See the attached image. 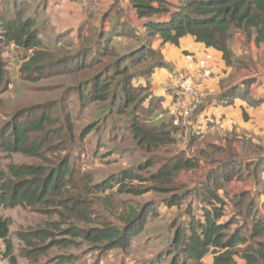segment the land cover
I'll return each mask as SVG.
<instances>
[{"label":"rangeland","instance_id":"rangeland-1","mask_svg":"<svg viewBox=\"0 0 264 264\" xmlns=\"http://www.w3.org/2000/svg\"><path fill=\"white\" fill-rule=\"evenodd\" d=\"M44 4V0H29L21 10L24 18L33 16L39 26L38 37L44 44L41 53L47 58L42 60L36 51L15 45L0 54L4 75L0 84V139L12 124L32 122L44 114L53 122L45 126L44 133L32 135L44 142L41 157L0 150V189L16 182L9 175L11 167L39 166L48 172L68 160L72 176L59 190L38 203L14 201L11 204L0 199V222L7 223L12 256L17 264H172L173 257L179 259L177 262L182 261L179 252L172 251L174 233L180 229L188 234L190 221L201 217V213L191 210L185 201L180 207L165 206L163 200L169 194L161 192V186L150 180L178 147L151 145L147 151L133 139L134 120L146 127H162L153 121L154 105L159 108L160 103L152 95L149 84L133 82L131 97L135 112L130 111L131 106L123 108L111 97L120 91L116 83L121 81V76L112 82L105 101L86 100L91 91L86 80L94 71L103 69L101 65L95 66V70H88L86 66L92 58L109 61L103 58L104 47L113 53L111 60L120 59L119 71L127 67L128 73L135 75L155 63L156 56L148 54L140 60L125 58L146 41L145 32L136 36L135 28L129 26L133 37L121 36L109 46L94 48L92 45V55L82 64L79 57L75 58L84 36L49 38L51 30L42 14ZM129 10L127 7L128 16ZM31 57H36V61L29 73L23 66ZM169 124L167 118L165 130L170 131ZM123 173L131 178L118 184L116 180ZM188 181L181 174L176 185ZM133 191L145 192L134 195ZM144 208L149 210L144 226L124 250H108L103 244H91L71 235L76 229L88 230L105 224L121 228L129 211L139 212ZM188 210L196 217H190ZM5 255V241L0 240V264H9Z\"/></svg>","mask_w":264,"mask_h":264},{"label":"trees","instance_id":"trees-1","mask_svg":"<svg viewBox=\"0 0 264 264\" xmlns=\"http://www.w3.org/2000/svg\"><path fill=\"white\" fill-rule=\"evenodd\" d=\"M24 2L26 4L29 0H0V54L4 52L5 48L15 45L25 50H34L38 56L42 57V60H45L47 56L41 53L44 44L38 37L39 26H36L33 16L32 18L23 17L21 7ZM129 2L135 10L137 18L146 20L143 28L147 39L138 49L131 51L125 58L140 60L144 54H148L156 56V61L140 73L132 75L128 73L127 67L119 71L117 68L118 64L121 63L120 59L111 60L110 58L114 57L113 53L104 47L103 58H109V61H98L96 58H92L86 66L88 70L97 65L103 67L100 71H94L86 80L87 86L91 87L86 100L91 102L105 101L112 82L116 77L121 76V81L116 83L120 91L114 92L111 97L114 100L117 99L115 101H119V104L124 106L123 108L131 106L130 111L135 112V105H132L131 97L133 92L132 80L139 76L148 78L155 69L167 66L160 53L151 48L152 39L156 36L163 44L168 43L173 46H178L183 37L190 36L196 43L220 52L227 66H236L237 64V60H235L230 49V42L235 33L241 32L249 38L254 35L255 44L264 45V0H179L177 5H171L164 0H129ZM165 18L167 19L163 20ZM133 35L132 29L126 23H119L107 33L102 30H91L82 37L75 60L79 57L83 64L92 55L93 46L94 48L106 46L105 44L109 46L115 36L130 38ZM67 37L68 34L57 35L56 39L62 40ZM35 61L36 57H31L23 69L30 73ZM77 67L78 65L74 69L76 70ZM112 70L114 71L110 73ZM1 71L0 69V84L4 77ZM38 72L42 71L39 70ZM34 80L38 79L35 78ZM234 90L233 88L232 92ZM69 120L68 115L66 121L69 122ZM52 122L53 120L44 114L32 122L12 124L0 139V150L41 157L44 142L36 140V137H32V135L37 136L44 133L45 126ZM131 130L133 139L138 141L139 147H143L147 151L150 150L151 145L157 147L161 144L172 143L170 131L165 130L164 126L160 128L146 127L134 120L131 124ZM71 132L69 124L68 133L71 134ZM31 137L33 142H30ZM209 148L210 152L202 153L203 157L211 159V157L222 155L224 159L210 160L212 164H215V167L207 173L204 181L195 188L188 189L184 183L176 185L181 173L198 170L201 167L200 159L188 158L184 154L170 157L150 179L161 186L159 188L161 192L169 194L163 200L165 206L180 207L187 198L195 197L201 201L203 206L201 217L190 221L188 234L176 229L171 247L173 252H179L182 261L177 262L179 259L173 257L172 264H203L202 259L209 252L213 254L212 264H235L234 258L238 255L245 259L246 264H256L258 259L250 253V246L242 250L241 254L237 246L247 242L249 238L259 236L263 227L253 230L247 236L242 228L232 229V225L235 223L234 218L223 223L220 222L223 218L224 203L216 192L219 188H223L225 183L233 179V174L240 171L241 165L234 160V154L230 149L226 150L216 146ZM261 163V160H257L251 166L257 168ZM9 175L16 182H10L9 187L0 189V191L2 190L0 199L4 200L3 203L8 201L12 204L14 201H19L20 203L33 204L59 190L64 181L72 176V170L68 168V160H64L57 169L48 172L39 166H22L11 167ZM129 178H131L129 175L123 173L116 182L120 184ZM144 192L133 191V194L140 195ZM187 207L191 209V206L187 205ZM148 211L145 208L139 212L129 211L122 221L123 226L121 228L105 224L88 230L76 229L71 235L78 236L91 244H103L104 248L108 250L115 248L124 250L130 245V240L142 230ZM188 211L190 217H196L190 210ZM247 217L248 213L245 215V218ZM253 224L255 228L259 226L256 219ZM7 237V223L0 222V240H4L6 245L5 257L9 264H17L15 257L12 256V246ZM259 249L263 250L261 259H264V244H260Z\"/></svg>","mask_w":264,"mask_h":264},{"label":"crops","instance_id":"crops-1","mask_svg":"<svg viewBox=\"0 0 264 264\" xmlns=\"http://www.w3.org/2000/svg\"><path fill=\"white\" fill-rule=\"evenodd\" d=\"M44 1L42 14L51 30L47 36L52 39L63 34H68L69 38L82 37L91 30L108 32L119 23L135 28L136 36L145 32L146 20L137 18L129 0H102L101 16L84 11L78 0ZM164 1L171 5L179 2ZM127 7L131 8L129 16ZM119 37H113L112 42ZM151 48L160 53L167 66L155 69L148 78L139 76L133 82H147L159 101V108L154 105L153 121L163 127L169 119L172 138L169 145L178 147L171 156L184 154L200 159L198 170L181 173L189 180L184 184L188 189L195 188L215 167L210 160L224 159L222 155L211 159L203 157L202 153L210 152L209 147L230 149L241 169L216 192L224 203L220 222L234 218L232 229L242 228L247 236L263 227L259 236L249 238L237 249L241 254L250 246V253L258 259L256 264H264L263 250L259 249V245L264 244V45H256L254 35L249 38L241 32L235 33L230 49L237 60L236 66H227L220 52L196 43L190 36L183 37L178 46L163 44L156 36ZM257 160L262 161L260 166H251ZM185 202L191 210L201 213L203 206L199 199L187 198ZM255 219L259 222L257 228L253 227ZM234 260L235 264H246L240 255ZM202 263L212 264L213 254L209 252Z\"/></svg>","mask_w":264,"mask_h":264},{"label":"built area","instance_id":"built-area-1","mask_svg":"<svg viewBox=\"0 0 264 264\" xmlns=\"http://www.w3.org/2000/svg\"><path fill=\"white\" fill-rule=\"evenodd\" d=\"M121 1L126 2V0ZM78 2L80 7L91 15L100 16L102 13V0H78ZM189 112L187 113L186 118L189 117Z\"/></svg>","mask_w":264,"mask_h":264}]
</instances>
